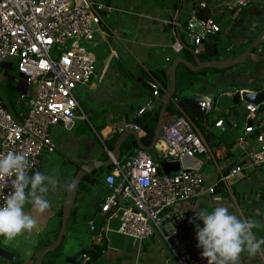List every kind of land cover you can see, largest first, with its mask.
Returning a JSON list of instances; mask_svg holds the SVG:
<instances>
[{
	"label": "crops",
	"instance_id": "obj_1",
	"mask_svg": "<svg viewBox=\"0 0 264 264\" xmlns=\"http://www.w3.org/2000/svg\"><path fill=\"white\" fill-rule=\"evenodd\" d=\"M98 1L111 8L107 12L102 10L101 17L112 12L115 15L109 25L102 19L91 42V45L96 47L104 46L106 54L97 61V56L90 50L95 59L96 75L86 85L78 86L74 90L86 94L92 105L83 110L78 103L83 114L81 115L79 110L76 111L70 128L61 124L51 127L56 150L44 153L39 167L35 170L43 171L54 181L46 196L51 206L42 213L30 204L25 206V210L38 220V230L21 234L12 241L0 237V264H13L15 260L22 264H33L35 255L41 249L40 245L50 239L53 242L56 238L60 227L62 203L77 167L83 163L104 161L108 158L103 145L99 148L97 143L102 144V140L105 143L119 135L109 133L110 126L123 120L134 123L140 117L136 115L137 110L148 100L154 101V107L145 112L150 113L161 105L163 93L159 97H153L150 91L141 86L142 82L147 83L154 78L162 87L161 80L166 82L168 87L167 69L174 58L180 57L192 64H195L196 58L200 61L206 60L190 51V48L195 46L185 36V17H210L220 25L219 33L206 37L201 45L196 46L203 52L207 43H215L217 55L210 60L232 58L241 54L255 35L264 28V0H256L235 12L218 8L214 5V0H202L197 9L200 8L205 17L198 16L197 9H194L191 3H184L183 8V0L179 10L175 6L178 0H118V5L114 4L113 0H106L105 3ZM175 44L178 45L176 48ZM203 70L195 83L186 88L181 96L178 95L179 105L189 116L193 114L194 118H191L196 123L203 141L217 158L222 171L226 172L242 159V150L236 144L237 138L243 133L245 123L239 121L240 113L234 109H217L215 99L212 100L213 110L201 113L194 105L195 99L210 96V90H218L235 83L239 84L238 89L256 90L257 85L264 82V42L253 51L250 59L239 65L226 69ZM162 72H165V78ZM211 81L213 85H210ZM8 107L17 116L24 109L22 107L21 110L15 111L10 105ZM257 115L264 120V106ZM219 119L223 122L222 127L214 125ZM81 128L83 129L79 132ZM248 143L255 145L253 136L248 137ZM132 151L125 153L124 160ZM198 158L202 161L201 171L209 175L212 171L211 162L203 161L201 156ZM124 160H121L120 154L119 161ZM66 169L70 170L65 172ZM106 173L107 167L97 170L100 181L86 175V184L77 190V202L75 200L73 203V206L75 203L76 205L70 223V226L74 227L77 216L80 222L90 228L95 216H100V228L97 227L98 234L94 239L99 241L105 238L107 242L100 263L96 264H176L166 243L157 235L140 245L135 244L117 233V219H104L100 205L106 195L103 182ZM179 206L188 215L193 227L196 223L202 225L201 221L195 219V212L209 210L210 206L227 207L241 219L253 218L259 225L253 229L254 234L257 238H264V165L247 169L242 179L233 185H218L214 194L183 201ZM76 207L78 211L75 215ZM95 234L92 233L94 236ZM179 237L175 238L181 245ZM80 241L84 246L83 240ZM70 254L69 252L68 255ZM59 260L55 264H59ZM238 264H264V251L254 256L246 251L242 252Z\"/></svg>",
	"mask_w": 264,
	"mask_h": 264
},
{
	"label": "built area",
	"instance_id": "obj_2",
	"mask_svg": "<svg viewBox=\"0 0 264 264\" xmlns=\"http://www.w3.org/2000/svg\"><path fill=\"white\" fill-rule=\"evenodd\" d=\"M254 1L217 0V7L235 12ZM107 6L98 0H0V61L7 69L15 64L26 85L19 92L18 100L23 102L24 109L18 116L5 106L0 93V154L8 151L26 154L29 174L39 167L44 153L56 150L51 127L58 124L67 127L76 117L79 105L74 90L96 75L94 56L86 46L99 30L102 10H111ZM220 31L214 19L192 15L187 20L185 35L197 55L196 46ZM147 83L153 97L166 91L154 78ZM195 101L203 113L214 108L212 100L206 97H197ZM170 103L176 112L163 122L153 148L162 161L136 147L121 162L102 140L112 164L103 178L106 195L100 210L106 221L118 220L116 231L125 239L140 245L157 235L166 243L176 264H207L196 246L193 224L179 204L212 195L218 185L228 187L235 174L244 175L247 169L264 165V120L257 115L258 105H244L248 110L246 119L252 123L244 124L243 133L237 138L242 159L223 172L196 123L180 107L179 97L173 95ZM153 107L154 101L148 100L136 115ZM222 124L219 119L214 125L222 127ZM128 128L135 129L139 136L142 133L137 125L124 120L112 124L109 133L120 134ZM252 136L254 146L248 143V137ZM183 156H201L203 161L211 162V173L180 168L167 174L161 170V162H178ZM10 190L9 184L0 192V202ZM90 229L93 230L92 225ZM176 236L181 237L183 245Z\"/></svg>",
	"mask_w": 264,
	"mask_h": 264
},
{
	"label": "clouds",
	"instance_id": "obj_3",
	"mask_svg": "<svg viewBox=\"0 0 264 264\" xmlns=\"http://www.w3.org/2000/svg\"><path fill=\"white\" fill-rule=\"evenodd\" d=\"M29 167L26 154H0V192L9 184L11 189L0 202V237L9 241L38 230V220L25 210L27 204L41 213L51 206L46 196L54 183L52 177L43 171L29 175ZM195 219L202 222L194 226L195 239L207 264H238L242 252L254 256L264 251V238L253 232L259 226L253 218L241 219L227 207L218 206L195 212Z\"/></svg>",
	"mask_w": 264,
	"mask_h": 264
},
{
	"label": "water",
	"instance_id": "obj_4",
	"mask_svg": "<svg viewBox=\"0 0 264 264\" xmlns=\"http://www.w3.org/2000/svg\"><path fill=\"white\" fill-rule=\"evenodd\" d=\"M185 0H183V8H184ZM264 42V28H262L253 38V40L249 43L248 47L243 51L241 54L226 59H216V60H205L200 61L198 58L195 59V64H192L183 58L176 57L170 63L167 69V76L169 79L168 87L166 91L163 93L161 98V105L158 111V116L156 120V124L154 126L153 136L151 143L146 146L144 145L141 140L140 136L137 131L133 128H128L122 131L116 138L112 154L116 160L120 159L121 154V146L125 139L131 135L134 137L135 146L137 148L143 149L148 153L154 148L156 140L159 136L162 124L164 122V115L167 108V105L170 102L171 97L175 94L176 90V68L179 64L183 65L184 67L188 68L191 71L198 72L203 69L207 68H214V69H226L231 68L236 65L243 63L244 61L250 59L251 54L253 51L262 43ZM190 51L193 53L192 48ZM194 54V53H193ZM195 55V54H194ZM141 86L144 87L146 90L152 92V88L148 83L142 82ZM239 84L235 83L233 85L225 86L219 88L216 94L207 96L206 98L214 100L216 102L217 109L224 111L228 109H232L233 107L238 106L239 104H253L258 105L257 112H260L262 109L261 103L264 101V87L261 85H257L256 90H241L238 89ZM0 93L3 100V103L6 107H8L7 100L5 99L4 93L0 86ZM195 96V95H193ZM197 98V97H196ZM9 108V107H8ZM248 114V110L243 108L239 114V121L245 123L247 126L250 125L252 122L250 119H246V115ZM72 126V122L68 124V128ZM242 133V131H241ZM112 162L110 158H107L104 161H97V162H89L80 164L77 167V170L74 172L73 177L69 183V186L66 190V194L62 203V213L60 219V227L57 232L56 238L54 241L44 247H42L37 254L35 255L33 264H41L44 257L52 251H55L60 245L62 244L63 237L67 230L68 219L70 216V212L73 206L74 201L77 197V190L80 182L84 178V176L89 175L95 178V180L100 181L99 175L97 174V170L111 166ZM160 167L164 173L173 174L177 170L184 169V170H195L201 171L202 169V161L198 157H188L183 156L180 161L178 162H161ZM240 179H242V175L240 173L235 174L233 177L229 179V184L233 185L237 183ZM218 206H210V210ZM232 213L236 214L234 211ZM237 215V214H236ZM100 216L96 215L94 220L92 221L93 226V233H96L97 227L99 225ZM79 247V241L73 242L71 244V254L67 255L65 258V263L68 264H81L84 261V258L87 256V250L85 248H79L77 252H74L75 248Z\"/></svg>",
	"mask_w": 264,
	"mask_h": 264
},
{
	"label": "trees",
	"instance_id": "obj_5",
	"mask_svg": "<svg viewBox=\"0 0 264 264\" xmlns=\"http://www.w3.org/2000/svg\"><path fill=\"white\" fill-rule=\"evenodd\" d=\"M201 1L202 0H186L185 3H186V5L191 3L193 8L197 9V6H198V4ZM207 1H209V0H207ZM181 4H182L181 0H178V2L175 4V6L178 7L177 8L178 10L182 6ZM197 14L200 17L203 16L201 14L200 8L197 9ZM203 17H205V16H203ZM187 20H188V18L185 17L184 18V22H183L185 27H186V24H187ZM201 43H203V40H202ZM215 49H216L215 43H213V44L207 43L205 45V47L203 48L204 51L203 52L199 51V53L197 55H199V57L202 58V59L210 60V59H212L213 57H215L217 55ZM211 70H216V69L211 68ZM203 71L204 70H201L199 72H194V71H191L188 68L184 67L183 65L179 64L178 67H177V70H176V90H175L174 96H178V95L181 96L180 94H182V92L186 88H188L189 86H192L195 83V81H196L197 77L199 76V74L203 73ZM162 76H164V78H165V76H166L165 72H162ZM161 83H162L164 88H167L166 82L164 83L163 80H161ZM162 93L163 92L160 91L159 92V96L162 95ZM194 105L197 108V110L200 111V109L198 108L196 102L194 103ZM159 109H160V105L157 108H155L153 111H151L150 113H148V112L143 113L142 115H140L139 118H137L134 121V124L137 125L142 130V133H140V140L146 146H148L151 143L152 136H153V131H154V126L156 124V120H157ZM173 113H174V108H173L172 104L169 103L167 105V108H166V111H165L164 122H166L168 117L171 114H173ZM190 117L194 118L193 114H191ZM115 140H116V137L106 141L105 142L106 147L108 149L112 150ZM133 147H135L134 137L129 135L125 139V141L123 142V144L121 146V160L125 159V153L129 152V151H132ZM110 170H111V167H107V172L110 171ZM87 178H88V176L83 178V180L79 184L78 190H80L81 187L86 184ZM76 202H77V200H76ZM75 205H76V203H75ZM75 205L73 206V208L71 210V214H70V217L68 219V224H67V230L66 231H68L69 229L70 230L72 229L73 231L77 229V223H76V225L74 227L70 226V223L72 222V216H73V213H74ZM77 211H78V207H76L75 215H76ZM99 228L100 227H98V229ZM97 234H98V231H97V233L95 235H97ZM79 235H81V236H79ZM69 236H71V234L67 235V233H66L64 235L61 245H63V243L67 240V238ZM74 237L77 239L76 242L78 241V239H79V241L82 239L83 242L85 243V245L82 246L81 241H80V243H79L80 247H78V248H85L87 250V252H88L87 256L84 258L83 263H81V264H94L95 262H97L100 259L101 255L103 254V252L106 249V242L107 241L105 240V238H101V240H99V241H96L95 239H92V238H89L87 240L85 235L82 236V234H79V230H77V234ZM51 242H52L51 239L43 242L42 245H40V248L50 244ZM61 245H60V247H61ZM60 247H58L57 249H59ZM57 249L55 251L49 252L44 257L43 261L46 259V261L44 262L45 264H55L58 259L64 257V255H62L61 253L57 252ZM48 259H49V262H48ZM43 261H42L41 264H44ZM13 264H22V263L20 261H16L15 260V262H13Z\"/></svg>",
	"mask_w": 264,
	"mask_h": 264
},
{
	"label": "rangeland",
	"instance_id": "obj_6",
	"mask_svg": "<svg viewBox=\"0 0 264 264\" xmlns=\"http://www.w3.org/2000/svg\"><path fill=\"white\" fill-rule=\"evenodd\" d=\"M102 1L105 3L106 0H102ZM113 1H114V4H116V5H118L119 1L121 2V0H119V1L118 0H113ZM147 1H151V0H147ZM214 5H217V0H214ZM218 8L224 9V7H222V6L218 7ZM113 13L114 12L109 13L108 15H106V14L102 15V19L104 21H106L108 23V25L111 24L112 18H115V15ZM218 22H220V21H218ZM101 28H103V27H101ZM248 45H247V47H248ZM86 48L88 50H92V52L95 53V55L97 56V61H99L106 54V48L104 46L103 47H101V46H97L96 47V45L93 46V45L89 44V45L86 46ZM210 85H213L212 81L210 82ZM0 86H1V89H2V91L4 93V96L6 97V99L8 101V105H10V107L13 110H15V111L21 110L22 107H23V102L18 103L19 92H22L26 88V85L22 81V79L19 77V73H18V71L16 69V65L15 64L12 65V68L7 69V68H5V66L0 61ZM216 91H217L216 89H213V90H210L209 93H211L213 95V94L217 93ZM75 94H76V99H77L78 103L81 105V108L83 110H84L85 107H89V106L92 105L90 103V101L87 99L86 94L81 93L79 91H76ZM82 109H79V113L81 115L83 114ZM232 109H234L235 111L240 113L242 111V109H243V106L241 104H239L238 106L233 107ZM255 123H257V120L254 121V124ZM80 130H82V128ZM116 138H117V136H116ZM97 146L99 148H102L101 142L97 143ZM149 153H150V155L152 157L156 158L159 161H162V157L158 155V153H157V151L155 149H152ZM67 170H70V169H66L65 172H67ZM75 222L78 224L77 229L74 230V231L72 229L71 230L69 229L68 231H66L67 235L71 234V236H69L67 238V240L63 243V245H61V247L59 249H57V252H59L62 255H64V257L60 258V260L58 261L59 264H68V263H65V258L68 255V253L71 252L70 251L71 250L70 249L71 248V244L73 242H76V240H77L74 237L77 234V230H79V232H80V234H82V236L85 235L87 240L89 238H91V237L93 239L96 237V235L95 236L92 235L93 231H90L89 228L85 224L80 222V220H79V218L77 216H76ZM122 238H124V237H122ZM148 240H145V242L148 241ZM178 240H179V242L182 245L183 242H181L182 240H181L180 237L178 238ZM78 250H79V248H75L74 252H77ZM99 260L97 261L98 263H100ZM45 261H46V259L43 261V263ZM97 262H95L94 264H96Z\"/></svg>",
	"mask_w": 264,
	"mask_h": 264
}]
</instances>
